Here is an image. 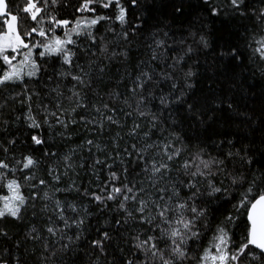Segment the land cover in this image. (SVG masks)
Listing matches in <instances>:
<instances>
[{
  "label": "snow or ice",
  "instance_id": "1",
  "mask_svg": "<svg viewBox=\"0 0 264 264\" xmlns=\"http://www.w3.org/2000/svg\"><path fill=\"white\" fill-rule=\"evenodd\" d=\"M187 2L170 0L173 15H182ZM202 2L213 16L223 13L251 21V31L245 28V46L252 49L248 59L252 61L255 56L252 62L264 74V0H259V6L253 0ZM142 4L146 9L149 0H24L22 5L0 0V93L13 90L0 101V183L6 181L10 193L0 196V221L9 217L21 221L29 207L36 217L40 203L39 211L44 213L41 219L46 223L42 228L33 224L26 233V238L42 242L39 264H80L81 253L88 264H264V159H258V155L264 158V139L258 150L252 140L214 129L217 112L224 108L237 116L247 114L222 95H192L194 78L199 75L194 71L198 55L211 46L197 26L199 18L190 22L179 37L170 21H156L145 36L151 41L146 44L148 59L139 61L134 75L127 68L121 73V81H130L127 94L100 90L111 62L130 59L134 43L130 37L142 35L149 27L147 16L135 12ZM67 8L74 14L89 13L90 17L65 19ZM105 10L111 15L101 14ZM102 22L108 23L105 33H111L113 40L105 41L104 35L96 34V26ZM26 23L32 26L26 27ZM113 23L119 24V32L111 26ZM57 29L64 30L63 38L56 34ZM219 55L233 63H244L238 45ZM44 75L47 90L42 96L29 88V82L39 83ZM69 78L70 95L65 96L64 82ZM49 83L55 86L48 87ZM209 83L212 93L214 82ZM16 86L21 87L20 92H14ZM89 94L98 98L91 105ZM117 100L131 109L124 112L126 117L135 113L127 135L139 140L122 152L116 143L114 155L94 161L93 168L106 164L109 169L102 187L92 191L85 188L82 193L75 181L67 188L59 187L62 178L75 171L72 161L76 149L48 165V179L37 177L41 161L31 152H20L17 158L20 134L12 129L21 118L27 139L43 146L48 142L43 136L45 129L69 140L72 125L81 124L85 129L90 124L98 125L100 131L105 121L120 126V121L108 114L117 111ZM156 100L158 105L153 104ZM9 101L26 107V112L8 118L5 109L15 112L14 107L9 108ZM176 106H180L179 116ZM92 111L96 115L89 118ZM137 120L146 122V131ZM117 138L122 139L119 133ZM25 142L20 141V145ZM86 143L91 146L94 141ZM43 155L51 158L58 153L48 149ZM107 159L113 163L107 164ZM61 162L63 172L59 170ZM117 163V170H112ZM17 172L28 187V196L21 191ZM73 191L94 204L99 213L114 214L104 220L103 229L95 230L94 237L85 235L89 218L94 215L89 207L57 197V193ZM42 230L48 235L43 236ZM208 232L212 237L204 246ZM8 235L0 226V238L7 239ZM15 261L28 264L19 256ZM0 264L11 262L0 256Z\"/></svg>",
  "mask_w": 264,
  "mask_h": 264
},
{
  "label": "trees",
  "instance_id": "2",
  "mask_svg": "<svg viewBox=\"0 0 264 264\" xmlns=\"http://www.w3.org/2000/svg\"><path fill=\"white\" fill-rule=\"evenodd\" d=\"M24 0H12V5H22ZM253 2L259 6V0H253ZM185 10L182 15L174 16L172 13V4L170 0H149V4L145 9V5H141L140 9L135 10L136 14H145L148 19L149 27L143 31V34L131 38L134 40L132 44L130 59L127 62L122 63L121 58L112 61L108 71L105 74L104 80L101 83L100 90L103 93H107L112 89L116 91L127 94V89L130 87V81L124 79L121 81V73L127 68L129 72L133 75L136 72V65L140 60L148 59V49L146 47L149 40H145V36H148L151 31V25L156 21H170L172 25V30L177 37L182 33L183 29L189 25L197 17V26L203 31L210 40V48L205 51H201L198 55V67L194 71H198L199 75L194 78L195 87L192 90V95L196 97L211 96L212 94L222 95L226 100L234 103V105L243 113L247 115L237 116L234 113H230L224 108L223 111L217 112V123L213 125L214 129H219L223 133L231 134L236 133L238 136L244 137L246 140H252L257 149L262 148V139H264V74H262L257 65L252 62L255 61L256 57H252V61L248 59L252 55L251 47L245 46V28L247 27L251 31L252 25L250 20L242 21L239 17L229 16L221 13L220 15H211L208 6H206L202 0H188L184 6ZM65 15L63 18L73 20L75 15H81L83 18L90 17L89 13L74 14L72 8H67L65 10ZM101 14L111 15V12L105 10ZM132 14L130 13L129 19L132 20ZM26 27H31V23H26ZM115 28L117 32L120 31L118 23H113L111 25ZM109 27L107 22H102L96 26V34L98 36L104 35L105 41L113 40L114 37L111 33H105V29ZM167 30V29H165ZM63 29H57L56 34L63 38ZM186 34V33H184ZM238 45L241 52L244 55V63H233L228 57H221L219 53L224 50L227 51L231 46ZM125 45L121 43V47ZM120 49H117L119 51ZM258 56V54H257ZM195 59V58H194ZM83 62V60H81ZM193 61H189L192 63ZM51 63V61H49ZM58 67V65H57ZM119 69V71H118ZM51 74V68L48 70V75ZM27 79V78H26ZM210 80L213 81L211 87L213 92H209ZM47 81V75H44L39 83L29 82V88H35L37 91L41 92L43 96L47 90L44 87ZM120 81V83H117ZM66 87H64L65 96L70 95L67 88L71 87L70 78L64 82ZM55 83H49L48 87H54ZM13 91L12 89L6 90L4 93H0V101H2L3 96L8 94V92ZM21 87L16 86L14 92H20ZM165 91L167 88L165 87ZM89 102L97 101V97L89 94ZM104 99L107 100L108 97L105 95ZM123 96L121 97V100ZM48 101L45 100V103ZM111 106V101H109ZM67 104V101H65ZM154 105H158L159 101H153ZM117 111L113 113H108L109 115H114L116 119L120 121V126L109 124L107 121L104 123V128L102 131L99 130L98 125H88L87 129L81 124L72 125L69 128V134L71 139L65 140L58 136L52 135L47 129L44 130L43 136L46 141H48L43 146H35L30 140L27 139V128L23 123V118L18 122L17 126L12 129L14 133H19V141L16 148V155L19 158L20 152H31L32 155L41 161L36 170L37 177L48 179L47 177V167L54 163L56 159L66 154L70 149H76L73 155V163L76 165L74 172H69L67 176L62 178L59 187L64 189L67 188L72 181L80 186L81 193L85 188L90 191L95 190L97 187H102L104 182L107 181L109 169L106 164L96 165L93 168L94 161L96 159L105 160L109 155H114V146L116 143L119 144L121 152L123 149L132 143H137L139 137L133 138L127 135L129 129L132 127L133 120L136 119L135 113L132 117H126L124 112L131 111V109L125 107L120 100L116 101ZM15 108V112H5L8 118L14 116H22L23 112H26V107L22 108L18 102L9 101V108ZM35 107V104L33 105ZM134 107V105H133ZM123 108L124 111H120ZM155 110V108H154ZM180 106H176V115H180ZM96 115L94 111L91 112V116ZM79 120V116L76 117ZM139 123L144 124L143 130H147V124L143 120H137ZM243 122V123H242ZM60 129H57L59 131ZM117 133L120 134L121 138H117ZM114 138H116L114 140ZM156 137L154 136L153 139ZM93 140V145H87V140ZM20 141H26L23 146L20 145ZM99 145V148L97 147ZM139 146V145H138ZM50 149L53 152L58 153L57 157H46L43 155L45 150ZM258 159L261 158L258 155ZM14 163V161H13ZM83 163L84 167H79V164ZM112 159H107V164H112ZM119 164L114 165L112 170H117ZM60 172H63V162H61ZM136 172L140 171L139 167L135 168ZM25 175L28 174L25 170ZM11 178V177H9ZM16 178L19 179L21 185L23 186L21 191L25 196H28L29 190L25 185V182L19 172L16 173ZM131 178V177H130ZM139 178V177H137ZM35 182V181H33ZM6 181L0 183V196L8 195L9 192L6 188ZM57 197L65 202H77L78 204L87 205L90 211L94 214L89 218L87 230L85 232L86 236L94 237L96 235V229L105 227L104 220L111 219L114 215L111 212H105L103 214L97 211V208L88 199L83 198L75 191L73 192H61L57 193ZM3 205V201L0 200V206ZM40 203H37V216H32L33 209L29 207L23 213V219L21 221H16L11 217L6 220L0 221V226L5 227L8 231V238H0V256L8 258L11 264H16L15 257L19 256L21 261L27 260L28 264H39L40 251L42 249V242H34L30 237L26 238V233L29 231L33 224L37 227L42 228L46 220L41 219L44 213L39 211ZM110 207H115L111 205ZM67 215H73L71 212L66 213ZM49 215H52L49 213ZM56 217L53 215V220ZM62 227V223L59 225ZM43 236H47L46 231L41 232ZM212 233L208 232L207 236L204 238V246L208 245L211 240ZM20 241V245L16 246V241ZM85 245L82 244V247ZM122 247L128 248L130 244H122ZM36 249L35 254H33V249ZM7 249V251H5ZM80 264H88L87 257L81 253L78 257Z\"/></svg>",
  "mask_w": 264,
  "mask_h": 264
},
{
  "label": "rangeland",
  "instance_id": "3",
  "mask_svg": "<svg viewBox=\"0 0 264 264\" xmlns=\"http://www.w3.org/2000/svg\"><path fill=\"white\" fill-rule=\"evenodd\" d=\"M8 195H10V193Z\"/></svg>",
  "mask_w": 264,
  "mask_h": 264
}]
</instances>
